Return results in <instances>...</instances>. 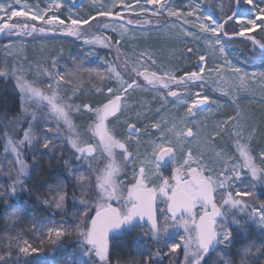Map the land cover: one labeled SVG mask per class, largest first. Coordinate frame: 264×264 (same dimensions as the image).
<instances>
[{"label": "snow or ice", "instance_id": "obj_1", "mask_svg": "<svg viewBox=\"0 0 264 264\" xmlns=\"http://www.w3.org/2000/svg\"><path fill=\"white\" fill-rule=\"evenodd\" d=\"M245 2L249 5L253 4V0H245ZM259 2L256 5L259 14L254 19L228 15L224 22H220L211 13L204 11L200 0H191V3L187 4L188 10L174 7L171 0H144V4L151 5V8L144 7L141 0H132L131 3L115 0L111 6L101 4L96 7L94 15L84 18H74L69 15L67 24L56 14L64 7L63 0H48L44 8L37 5L35 10L27 4L18 10L12 6L11 2L7 5L0 2V33L19 37L63 29L67 34L80 38L86 31L85 25L91 28L92 22L97 21V17H106L112 18L111 21H97V27L102 24L104 29L111 28L113 31L119 28L123 35L128 32V29L124 23L117 24V21L124 20V17L121 12L113 11L119 5L128 12H135L139 7L140 15L151 13L155 17L165 15L169 18L174 17L179 22L178 25L170 21L165 23H171L174 28L178 26L184 36L197 37L196 32L184 27L188 24L198 28L200 34H211L204 37L207 54L211 55H215L216 52L225 53L224 47L217 46L221 45L220 37L228 35L224 31L225 24L235 18L240 28L234 35L246 37L253 46H258L264 51V37L257 39L249 35L257 27L264 31V24H257L258 20L264 21V7H259ZM15 3L20 4L21 0H15ZM93 3L95 4L96 0H93ZM238 5L239 0H237ZM221 11H223V5H221ZM17 16L25 17V20L13 21L12 18ZM29 20L42 23L38 26L36 23H30ZM133 23L149 24L151 21L127 20V24ZM85 43L111 47L113 42L110 37L95 35L90 40L86 39ZM115 43L119 44V41ZM117 51L119 52V49ZM187 51L191 53L192 49L189 48ZM207 54L199 56L198 70L186 71L183 75H177L175 68L150 71L147 63L139 59L135 63L124 59L123 73L118 70L119 66L109 64L106 70L107 78L114 79L117 86L107 87L104 100L98 104L82 105L71 103L72 98L66 95L62 84H71L73 88L76 85L65 74L59 72L55 59L51 62V68H37L34 77L28 75L31 68L25 69L22 64L9 67L5 62L3 66H0V78L11 77L14 80L21 100L20 115L6 120L0 118L6 139L4 150L6 153L15 154V162L19 165L17 177L11 185L12 193L16 192L17 184H23L21 177L27 173V165L22 159L24 147L33 144L36 139L35 126L45 116L57 122V130L61 124L67 129L66 143L73 150L74 158L88 162V169L95 172L94 182L87 173L75 177L82 196L79 203L83 211L78 216L79 223L74 229L66 227L63 222L59 227L54 225L47 228L49 239L53 236L59 239L74 230L85 256H94L96 258L94 264H111L110 238L139 227L142 235L157 241L155 253L148 256L144 264H161L165 256L176 254L179 249L183 251V260H177L176 264H204L206 257L218 246L227 247L231 244L230 225L244 227L251 221L259 223L264 228V202L257 205L254 200L252 202L245 200V197L253 196L250 191L237 189L233 192V187L237 181L242 180L244 172L250 175L252 181L264 184V151L254 155L248 144L242 143L246 126L237 123L239 113L237 117H229L218 123L214 134L209 133L207 136L202 135L201 126L197 120L193 119L203 112L204 105L217 103L202 91H193L197 86L200 89L204 88ZM151 64L155 65L156 61L151 59ZM226 66L235 74L242 71L231 61H226ZM208 71H215L218 78H222L219 65ZM124 73L128 75V79H125ZM98 75L101 80L105 79L103 74ZM246 75L240 76L241 82L245 81ZM252 75L255 77L256 73ZM259 75L264 77V70H261ZM135 77H143L146 84L154 90L164 89L162 99L166 102V97H172L175 99L174 107L182 106L184 109L183 116H178L165 108L167 117L161 116L151 124V127L159 132V136L148 134L150 151L145 152L143 157L138 148L134 152L129 145L132 137L146 132V128L138 127L137 123L125 119L126 132L121 136L112 124L113 120L119 121L122 115L131 110L128 103L129 91L141 87ZM96 91L104 93L105 89L97 88ZM138 107L143 106L138 105ZM81 109L92 114L91 122L84 133L78 130L72 119L73 111L79 112ZM156 111L159 113L160 109ZM207 111L210 112L212 109L209 108ZM143 114L142 111H137L135 113L137 120ZM230 121L232 122L231 130L227 127ZM24 122L27 123L26 128L23 127ZM17 130L22 131V138H14ZM47 131L51 132L52 128H48ZM224 132H230L234 138L238 155H227L221 149L215 153L219 168H210L205 162L204 153L199 149L193 151L190 145L194 142L199 144L201 140L214 142L216 137ZM88 133H91V136ZM52 143V140H46L43 147L47 149ZM97 150L105 156L107 161L102 169H94L90 162V158L95 159ZM127 164L133 165V171L131 182L124 185L120 177ZM165 165L170 166V175L163 174L162 167ZM50 192L51 199L46 203L57 209L63 208L67 198V192L63 186L57 185ZM158 200L163 207L158 206ZM113 202L116 206H113ZM93 211L95 214L91 215ZM241 217L247 219L242 220ZM145 225L147 231L144 230ZM170 234L178 235L179 242H169L167 238ZM17 243L20 244L21 241L17 240ZM22 245L19 247L20 253L28 254L38 251L27 240H23ZM164 248H167L168 252H165ZM0 264H7L4 255H0ZM228 264H235V262H228ZM240 264H247V262L241 258Z\"/></svg>", "mask_w": 264, "mask_h": 264}, {"label": "rangeland", "instance_id": "obj_2", "mask_svg": "<svg viewBox=\"0 0 264 264\" xmlns=\"http://www.w3.org/2000/svg\"><path fill=\"white\" fill-rule=\"evenodd\" d=\"M0 2L5 5L11 2L12 6L18 10L22 9L24 4H27L30 8L35 10L37 5H39L40 8H44L48 0H21L20 4H16L15 0H0ZM63 2L64 7L59 9L56 14L60 16L61 19H64L67 24L69 15H72L74 18H84L89 15H94L96 7L101 4L111 6L115 0H96L95 4L93 0H63ZM131 2L132 0H125V3ZM200 2L204 6V11L211 13L220 22H224L227 16L231 15L234 11V0H200ZM258 2L259 0H253V4L249 5L245 0H239V13L237 16L254 19L255 16L259 14L258 7H256ZM141 3L146 8L152 7L151 5L144 4V0H141ZM171 3L174 7L188 10L187 4L191 3V0H171ZM221 5H223V11H221ZM259 7H264V2H259ZM113 11H119L123 15L124 20L117 21V24L124 23L125 27L128 29L127 33L121 35L119 28H117L116 31H113L111 28L104 29L102 24L97 27V21L110 22L112 19L97 17V21L92 22L93 26L91 28H89L88 25L84 26L86 31L80 38L67 34L66 30L63 29L54 32L65 35L61 37L51 36L42 38L37 33L32 36L3 38L0 39V66H3L5 62L9 67L14 64H22L25 69L31 68L28 75L34 77L37 68H51V62L55 59L57 62L56 67L59 72L65 74L66 77L71 79L76 85V87L73 88L71 84H62V87L66 90V95L72 98L71 103L76 105H82L80 103V97L82 95L92 96L95 103L100 101V99H104L106 96V88L109 86H117L114 79L107 78L106 70L109 64H111L113 66H119L118 70L123 73L122 61L124 59H128L130 63H135L138 59L144 61L147 63L150 71H156L161 68H175L177 70V75H183L186 71L198 70L197 65L200 63L199 56L201 54H207V45L204 37L211 34H200L198 28L188 24L184 25V27L189 31L196 32L197 37L184 36L183 33L179 31L178 26L175 28L171 26V23H176L178 25L179 22L176 21V18H169L166 15L163 17H155L152 16L151 13L140 15L139 7L136 8L135 12H128L117 5ZM49 15H51V13H49ZM128 19H132L133 21L137 19H146L151 21V23H133L129 25L127 24ZM188 19L192 20L194 18ZM12 20L23 22L25 17L17 16L13 17ZM166 21H170L171 23L166 24ZM29 22L36 23L38 26L42 23L40 21L33 22L30 20ZM257 24H264V21L258 20ZM234 28L236 31H239L240 28V25L236 23L235 19L227 24L225 31L229 33L228 35H232L234 34ZM256 32L262 33L263 31L260 27H257L253 29L249 35ZM95 35L110 37L113 42L111 47L85 43L86 39L90 40ZM220 39L221 45L217 47H224L225 53L221 54L216 52L215 55L207 54L204 88L200 89L199 86H197L193 89V91H202L211 99L217 101V103L208 104V107L204 108L203 112L199 116L193 117V119L197 120L198 124L201 126L202 135L207 136L209 133L214 134V129L218 123L227 120L229 117H237V113H239L237 123L246 126L242 143H247L253 154L258 155L261 151H264V77L259 75L260 71L264 70V56L258 55L261 52L257 54L255 52V47L246 49L244 53L243 49L246 48L245 46L227 42L223 38V35ZM116 41H119V44L115 43ZM5 46H7V48ZM189 48L192 49L191 53L187 51ZM117 49H119V52ZM149 57L156 61L155 65L151 64V59H149ZM226 61H231L233 65L241 68L242 71L239 74L233 73L226 66ZM218 65L221 67L222 78H218L217 72L208 71V69L217 68ZM254 72L256 73L255 77L252 75ZM98 74H103L105 79L101 80ZM245 74H247L245 81L241 82L240 76H245ZM124 75L125 79H128V75L126 73H124ZM42 78L46 79V77ZM91 78L94 80V83L91 81ZM135 78H137L141 87L129 91L128 103L131 110L125 115H122L119 121L114 120L113 125L121 136H123L126 131V126L124 124L125 119H130V122L137 123L138 127L146 128V132H141L133 136L129 145L130 149L134 152L138 148L141 157H143L145 152L150 151L148 134L159 136V132L153 129L151 124L161 116L167 117L165 108L178 116H183L184 109L182 106L174 107L175 99L172 97H166L165 102V99H162L165 93L164 89L161 88L159 91L154 90L151 86L146 84L143 77ZM9 79L13 80L11 77H9ZM97 88H104L105 92L97 93ZM96 99L98 101H96ZM138 105H142L143 107H138ZM209 108H211L212 111H207ZM157 109H160L159 113L156 111ZM137 111H142L144 113L139 120H137L135 116ZM91 115L92 114L88 111L86 112L84 109H81L79 112L73 111L72 119L80 132L84 133L86 131L87 125L91 122ZM41 123H46V129L52 128L51 138L58 139L59 145H67V129L61 124L57 130V122L47 119L46 116L40 119V122L35 126L36 137L37 130L40 128ZM24 127H27L26 122H24ZM227 127L231 130V121ZM88 135L91 136V133H88ZM19 138H22V131ZM137 141H139V143H137ZM5 143L6 139L3 143L2 153H0V170L3 171L4 168L6 171H11L12 174L17 175L19 165L15 162V154L5 152ZM190 146L193 151L199 149V151L204 153L205 162L208 163L210 168H219V162L216 159L215 153L219 152L221 149H223L227 155H238L235 140L230 135V132L222 133L220 136L216 137L214 142H205L201 140L199 144L194 142ZM25 148H29V146L26 145L24 150ZM68 148L73 152L69 146ZM117 151L119 152V150ZM6 157L12 162V166L9 168L7 166ZM22 159L25 162L24 154L22 155ZM90 162L94 169H102L107 161L105 156L97 150L95 159L90 158ZM87 163L88 162H86V164ZM29 171L30 169L27 166V173L24 176H26ZM132 171V164L124 166V170L120 177L124 185L131 182ZM162 171L166 176L171 174L170 166L162 169ZM3 174L8 176L6 172ZM91 174L94 182L95 172L91 171ZM24 176H22L21 179H23ZM248 179H251L250 175L244 172L242 174V180L237 181L236 185L233 187V192L242 187ZM244 199L247 200V197ZM157 202L159 207H163V204H161L159 200ZM113 204L116 205L115 202H113ZM197 211H199V209H197ZM136 229H139V231L141 230L139 227ZM144 230L147 231L146 228ZM253 235L258 237L259 245L264 249V228H262L259 223L253 222L251 227L246 230L245 236L240 237L232 230L231 244L227 247L224 245L220 247L224 251L229 252L241 240L246 241ZM167 239L169 242H179V236L175 234H170ZM161 247H163V242H161ZM163 250L168 252V249ZM155 251V245L145 248L143 251H136L135 256L137 258L132 264H144L145 258H148V254L150 256L155 253ZM176 254L178 260H183L182 249H179ZM38 255L41 259H45L43 255ZM60 255V253L57 254L55 259ZM166 258L165 256L163 260ZM208 261L209 256L206 257L204 264H208ZM118 264L126 263L123 262ZM259 264H264V257L260 259Z\"/></svg>", "mask_w": 264, "mask_h": 264}, {"label": "trees", "instance_id": "obj_3", "mask_svg": "<svg viewBox=\"0 0 264 264\" xmlns=\"http://www.w3.org/2000/svg\"><path fill=\"white\" fill-rule=\"evenodd\" d=\"M231 21L225 24V28ZM233 32L238 31L234 28ZM252 36L261 39L264 37V31L256 32ZM227 42L245 46L244 53L246 49L254 47L249 41L232 40ZM257 51L255 50L258 54L259 51ZM258 55L264 56V53ZM91 81L94 83L92 78ZM94 101L92 96L82 95L80 97L81 104H95ZM20 112L21 100L14 81L9 78H0V118L11 119L20 115ZM45 124H40L34 143L23 151L25 163L30 171L22 179L23 184L16 185L15 193H12L11 185L17 175L8 170L7 172L3 168V171L8 175L5 176L4 172L0 170V255L5 256L7 264H94L95 257L83 255L74 230L59 239L55 236L52 239L48 238L47 228L49 227L54 225L59 227L63 222L66 227L74 229L75 225L79 223L78 216L83 211L79 203L82 196L81 188L75 177L84 173H87L92 180L93 177L85 161L76 160L67 145H59L58 139L51 138V132L47 131ZM3 133L4 126L0 123V153H2L5 140ZM20 134L21 131L17 130L14 138L18 139ZM46 140L53 142L47 149L43 147ZM6 159L9 168L12 166V162L7 157ZM57 185L63 186L67 192L65 204L61 209L46 203L51 199L50 190ZM239 190L253 193L252 197H247L249 202L254 200L257 205L264 202V184L248 179ZM94 213L93 211L91 215ZM241 219L246 220L247 218L241 217ZM251 225L252 222L249 221L244 227L237 225H230V227L237 235L243 237ZM17 240L21 243L18 244ZM23 240H27L38 251L28 254L20 253L19 247L23 246ZM112 240L109 249L111 264L123 262L132 264L137 258L136 251H143L145 248L157 244V241L142 235L141 232L127 231ZM59 253L61 255L55 259ZM38 254L43 255L45 259H41ZM166 257L161 261V264H176L178 260L177 254H169ZM262 257H264V249L259 245L258 237L253 235L246 241L241 240L229 252L218 246L214 252L209 254L208 264H228V262L240 264L241 258L245 259L247 264H259Z\"/></svg>", "mask_w": 264, "mask_h": 264}, {"label": "water", "instance_id": "obj_4", "mask_svg": "<svg viewBox=\"0 0 264 264\" xmlns=\"http://www.w3.org/2000/svg\"><path fill=\"white\" fill-rule=\"evenodd\" d=\"M238 11H239V5L237 6V0H234V11L231 15H234L237 16L238 14ZM235 19V18H234ZM41 37H51V36H65L64 34H60V33H54V32H46V33H38ZM15 35L13 36H8L6 33H0V39H3V38H7V37H14ZM223 38L227 41H232V40H243V41H249L246 37H240V36H235L234 34L232 35H227V36H223ZM251 42V41H249ZM252 43V42H251ZM256 50H258L259 52L261 53H264V51H262L258 46H254ZM208 107V104L204 105L203 106V109ZM168 165H165L163 167H166ZM141 223H145V222H141ZM117 236V235H115ZM113 237V236H112Z\"/></svg>", "mask_w": 264, "mask_h": 264}, {"label": "flooded vegetation", "instance_id": "obj_5", "mask_svg": "<svg viewBox=\"0 0 264 264\" xmlns=\"http://www.w3.org/2000/svg\"><path fill=\"white\" fill-rule=\"evenodd\" d=\"M102 100H104V99H100V101H102ZM98 101V100H97ZM100 101H98V102H96L95 104H98ZM86 112H87V110H86ZM88 118V117H87ZM114 123V120L112 121V124ZM126 132V131H125ZM167 167V166H166ZM166 167H162V169H164V168H166ZM113 206H116L115 204H113ZM145 228L147 229V226L145 225ZM125 232H127V231H125ZM125 232H123L122 234H124ZM130 232H133V233H137V232H141V230L139 231V229H135V230H133V231H130ZM122 234H120V235H122ZM120 235H117V236H120ZM117 236H113V237H111L110 238V244L113 242V238H115V237H117ZM109 249H110V245H109Z\"/></svg>", "mask_w": 264, "mask_h": 264}]
</instances>
